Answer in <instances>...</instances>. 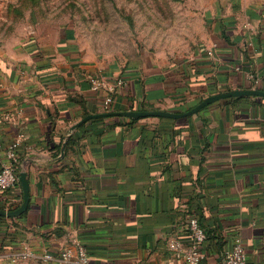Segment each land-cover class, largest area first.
<instances>
[{
  "label": "crops",
  "instance_id": "0c3cea01",
  "mask_svg": "<svg viewBox=\"0 0 264 264\" xmlns=\"http://www.w3.org/2000/svg\"><path fill=\"white\" fill-rule=\"evenodd\" d=\"M205 1L206 33L175 65L110 62L69 27L0 54V169L14 145L28 187L24 211L0 213V264H59L76 244L87 264H182L167 244L189 214L206 231L199 264H222L235 238L247 264H264V98L180 118H90L69 132L87 115L180 113L213 94L264 90V0ZM94 78L107 87L93 89ZM23 202L20 180L0 190V212Z\"/></svg>",
  "mask_w": 264,
  "mask_h": 264
},
{
  "label": "rangeland",
  "instance_id": "374dc122",
  "mask_svg": "<svg viewBox=\"0 0 264 264\" xmlns=\"http://www.w3.org/2000/svg\"><path fill=\"white\" fill-rule=\"evenodd\" d=\"M205 0H0V54L71 28L93 55L161 67L186 59L206 33Z\"/></svg>",
  "mask_w": 264,
  "mask_h": 264
},
{
  "label": "built area",
  "instance_id": "2783aa9c",
  "mask_svg": "<svg viewBox=\"0 0 264 264\" xmlns=\"http://www.w3.org/2000/svg\"><path fill=\"white\" fill-rule=\"evenodd\" d=\"M91 86L93 89L106 88L107 82L94 78L91 80ZM110 103L111 97L108 96L104 100L105 107L108 108ZM14 149L15 146L13 145L5 151L6 161L1 164L0 190L3 192L11 189L19 181ZM183 231V237H176L168 242V249L175 258L182 261V264H199L203 258L201 246L206 240L205 228L199 223L194 214H189L183 224ZM87 256L86 250L79 244H76L74 249H63L56 253L59 264H87ZM52 257L53 254L45 253L43 260L48 261ZM222 257V264H247L245 248L238 238H235L230 246L223 251Z\"/></svg>",
  "mask_w": 264,
  "mask_h": 264
},
{
  "label": "water",
  "instance_id": "95a60500",
  "mask_svg": "<svg viewBox=\"0 0 264 264\" xmlns=\"http://www.w3.org/2000/svg\"><path fill=\"white\" fill-rule=\"evenodd\" d=\"M243 96H257V97H262L264 98V90H257V89H248V90H233V91H228V92H221L218 94H213L210 95L203 100L199 101L194 107L189 109L188 111L185 112H170V111H162V110H147V111H137V110H126V111H115V112H105V113H100V114H92V115H87L80 121H78L76 124H74L69 132L73 130L75 127L79 126L86 120L90 118H96V117H108V116H122V117H128L131 119H138L142 117H170V118H180V117H185L189 116L192 114L197 113L200 109L203 107L221 100V99H226V98H236V97H243ZM64 144L62 145V150H63ZM19 180L23 184V190H24V202L23 205L21 206L20 209L12 212H0L6 216H14L20 214L22 211L25 210L28 202V187H27V182L25 180V175L23 173L19 174Z\"/></svg>",
  "mask_w": 264,
  "mask_h": 264
},
{
  "label": "trees",
  "instance_id": "16d2710c",
  "mask_svg": "<svg viewBox=\"0 0 264 264\" xmlns=\"http://www.w3.org/2000/svg\"><path fill=\"white\" fill-rule=\"evenodd\" d=\"M194 106H195V104L183 105V106H180V107L177 108V109H178L179 112H185V111L191 109V108L194 107ZM137 110H146V109L140 107V108H137ZM194 215H195V214H194ZM195 216H196V215H195ZM197 219H198V218H197ZM198 221H199V220H198Z\"/></svg>",
  "mask_w": 264,
  "mask_h": 264
}]
</instances>
